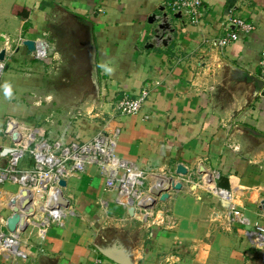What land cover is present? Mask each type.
Returning <instances> with one entry per match:
<instances>
[{
    "label": "crops",
    "instance_id": "obj_1",
    "mask_svg": "<svg viewBox=\"0 0 264 264\" xmlns=\"http://www.w3.org/2000/svg\"><path fill=\"white\" fill-rule=\"evenodd\" d=\"M171 1L0 0L3 32L40 37L46 27L54 34L65 29L62 33L69 41L59 29L55 35L61 38L58 54L64 53L65 73L70 74L67 66L86 69V50L93 46L96 91L102 100L98 106L121 128L117 154L153 167L157 177L173 174L183 182L182 189L171 190L156 204L149 223L129 218L127 210L114 203V192L103 190L97 167L90 165L63 189L71 208L63 222L35 237L26 259L0 255V264H119L97 248L117 239L123 241V251L132 253L135 264H264V247L255 248L245 237L246 229L264 227V74L259 66L264 0H203V15L196 25L170 13ZM14 4L28 7V16L15 14ZM164 13L174 32L163 30L160 43L148 48ZM232 17L253 23L255 29L219 48L214 39L236 30L229 22ZM168 36L164 45L161 41ZM14 55L6 59L5 80L0 75V93L5 97L0 101V131L9 118L29 117L30 109L22 100L41 86L38 75L14 71L19 63H34L27 50L17 48ZM236 69L249 77L246 82L242 76V81L237 79ZM254 78L263 81L260 87ZM76 85L79 91L84 89L81 83ZM142 89L148 95L138 114L122 115L112 108L117 100L136 97ZM18 93L16 102L12 97ZM68 122L43 118L37 128L45 136L49 132L51 138L70 141L88 139L103 125L97 128L84 118L71 121L74 126ZM9 145L0 132V164L6 162L2 151ZM178 165L185 166L188 174H176ZM214 169L221 172L218 184L233 191L236 208L249 226L227 224L225 204L196 184L203 170Z\"/></svg>",
    "mask_w": 264,
    "mask_h": 264
},
{
    "label": "built area",
    "instance_id": "obj_2",
    "mask_svg": "<svg viewBox=\"0 0 264 264\" xmlns=\"http://www.w3.org/2000/svg\"><path fill=\"white\" fill-rule=\"evenodd\" d=\"M203 0H173L167 3L170 10L180 14L189 24L196 25L202 18ZM236 30L228 32L222 37L214 39L219 47H225L239 39V33H250L255 25L240 17L229 19ZM35 53L30 55L34 60H47L50 56L47 48H51L48 35L45 39L36 38ZM45 46L44 58L39 56V44ZM6 59L0 61V75L6 67ZM261 75L264 74V49L259 61ZM148 95L142 89L136 97H124L117 104L115 110L122 115H136ZM105 121V120H104ZM111 121V120H110ZM11 126V127H10ZM121 128L113 121L89 139L75 138L65 141L63 138H49L35 127L9 118L5 128L0 132L10 141V152L6 155V162L0 164V184L5 182L17 185L16 191L0 190V255L2 258L26 259L27 250L33 247L29 239L35 231L37 236H44L49 226L62 223L71 208L65 205V197H58L59 183H66L71 177L87 172L90 165H95L104 179L103 190L114 192V203L124 210L129 206L134 208V216L145 222H151L154 209L159 202V192L166 189V181L177 176L167 174L157 177L153 167L142 166L139 162L121 157L117 154V140ZM29 154L32 164L28 168H19L20 159ZM221 172L219 170L203 171L196 183L206 193L225 204L223 212L227 216V224L249 226L250 222L241 211L236 208L235 195L231 189L220 186ZM186 180V179H185ZM161 182V186L154 191L151 188ZM1 186V185H0ZM54 191V193H52ZM57 191V192H56ZM171 191V190H170ZM169 191V192H170ZM35 195V200H34ZM51 195V196H50ZM40 196V200L37 197ZM101 206L105 207L101 202ZM18 209L20 222L15 231L7 229V218L12 215L14 208ZM5 213L7 215H5ZM28 232L22 237V233ZM246 239L257 249L264 247V227L255 225L245 230Z\"/></svg>",
    "mask_w": 264,
    "mask_h": 264
},
{
    "label": "rangeland",
    "instance_id": "obj_3",
    "mask_svg": "<svg viewBox=\"0 0 264 264\" xmlns=\"http://www.w3.org/2000/svg\"><path fill=\"white\" fill-rule=\"evenodd\" d=\"M168 7V6H167ZM169 8V7H168ZM167 9V8H166ZM170 9V8H169ZM168 11L172 13V9ZM54 13H50V16H52V19H54L56 16H54ZM60 32L62 33V28H58ZM58 29L56 30V33L54 34L52 29L45 28V33L41 34V36H30L31 33H23V35H16L15 32H10V29H5V32L2 31L0 28V50L5 49L7 58L10 56L14 57L16 56V50L17 48L23 49V51H26V47L22 44L23 39L25 38H31L36 39L37 38H43L45 39L46 35H50V40L53 42V45L51 48H47L48 53H50V56L47 60H34V63L30 66L17 64V67H15V70L19 75L21 74H35L38 75L40 79V87L37 91L36 89H33V93L31 97H28L27 100H22L24 104H26L31 114L28 118L20 119V122L23 124H27L30 126L38 127L39 121L43 118H50V120H57L61 119L62 121H69L68 126L72 125L70 122L74 123V120L78 121L80 118H84L87 120V123L89 125L93 124L97 128H99L102 124V128L105 126L106 123H109L108 118L105 117L108 114L106 112L101 113V107H99L100 98L96 95V93L93 91V88H95V79L97 80V76H95V73L93 76L88 78L87 83V91H75L76 84L81 83V80L79 78H76L72 75L73 67H66L68 68V73H65V69L62 71L61 67L64 64L65 57H61L64 55L58 54V49L61 48L60 37H55V35H58ZM62 29V30H61ZM15 31V29H13ZM24 31H28L30 29H23ZM68 30V29H67ZM51 34H49L50 32ZM13 34V35H9ZM48 33V34H47ZM43 35V36H42ZM64 41H69L70 37L68 35H64V33L61 34ZM52 36V37H51ZM35 37V38H32ZM222 37V36H221ZM55 38V39H54ZM71 46V41L67 43ZM66 44H62L64 46ZM9 55V56H8ZM15 62L18 63L16 60ZM6 69L3 71L2 79L5 80L6 78ZM83 86V85H82ZM32 92V90H27ZM29 92V93H30ZM28 94V92H27ZM21 94L18 93L17 96H14L12 98L15 99L16 102L19 101V96ZM36 95L37 97H35ZM33 96V97H32ZM11 98V99H12ZM5 99L4 93H0V101H3ZM122 99V98H121ZM117 100L114 103L113 109L116 108V104L121 100ZM60 103H64V105H59ZM38 107L40 110L37 112L32 107ZM97 107V108H96ZM58 109V110H57ZM116 111V110H115ZM57 112H60L61 114H58ZM50 115V116H49ZM59 117V118H58ZM107 119V120H105ZM105 120V121H104ZM40 124H42L40 122ZM37 125V126H36ZM73 124L72 126H74ZM101 130V129H100ZM121 134V131H120ZM47 136H49V132L47 133ZM89 139V138H88ZM32 164V159L29 154L24 155L22 159H20L19 162V168H28ZM0 189H5L8 191H16L17 185L13 183L5 182L3 184H0ZM64 196V193H63ZM65 197V196H64ZM155 213V212H154ZM5 215H7L5 213ZM134 216V215H133ZM153 220V217H151ZM28 232L25 231L22 233V237L27 236ZM37 237V234L34 233L32 235H29V239L31 241L34 240V238ZM2 259V258H1Z\"/></svg>",
    "mask_w": 264,
    "mask_h": 264
},
{
    "label": "water",
    "instance_id": "obj_4",
    "mask_svg": "<svg viewBox=\"0 0 264 264\" xmlns=\"http://www.w3.org/2000/svg\"><path fill=\"white\" fill-rule=\"evenodd\" d=\"M177 18L180 17V14H176L175 15ZM235 27V25H232ZM168 29L169 32H174V29L170 27V24H168L167 22V16H166V13H164L162 15V19H161V22L157 25V29L155 30V38H153V40L148 44L146 45V47L148 48H151L157 44L160 43L159 39L161 37L160 33L163 31V30H166ZM170 36H168L166 39H163L161 42L164 44V45H167V43L170 41ZM22 44L26 47V50H27V55H32L35 53V48H36V45H35V41L34 39H31V38H25L23 39L22 41ZM89 48H87L86 52L88 53L89 55V64H88V67L86 69H83V68H79L77 67L76 65H73V73L72 75L76 78H79L81 80V88H84L82 91H87V83H88V78L90 79L91 76L94 75L95 73V69L93 67V64H92V59H93V55H94V48L93 46L91 47V45L89 44L88 45ZM7 54H6V50L5 49H1L0 50V61H4L5 58H6ZM84 70L86 71L87 75H84ZM236 72L237 74H239L237 76L236 74V77L237 79H240L241 80V76L242 78L244 79L243 81L246 82L247 81V78H249L247 75H243L242 71L236 69ZM251 80H252V77H250ZM235 79V78H234ZM235 79V80H237ZM86 81V83H85ZM242 81V80H241ZM254 82H256L258 84V86L260 87L262 85V82L261 80H258L257 78H254L253 79ZM84 82V83H83ZM95 82H96V79H95ZM83 85V86H82ZM95 87L96 88H93V91L96 93V95L98 96V91L97 90V86L95 84ZM78 89V85H76V87ZM79 91V89L77 90ZM11 127V126H10ZM10 148H5L3 151H2V155H7L9 152H10ZM204 171V170H203ZM176 174H180V175H187L188 174V169L183 166V165H178L177 166V170H176ZM161 182H157L152 188H151V191H154L155 189L159 188L161 186ZM166 189L160 191L158 194H159V201H164L166 200L169 196H170V193L169 191L172 190V191H178L180 189L183 188V182L180 181V180H175L173 179L172 177L168 178V180L166 181ZM59 185L62 187V188H65L66 187V181L65 180H61ZM58 197H63V191L61 189H59V192H58ZM64 198V197H63ZM65 205L68 206L69 203L68 201L66 200L65 201ZM262 204V208L264 209V199L263 201L261 202ZM127 214L129 216H133L134 215V208L133 206H129L127 208ZM20 214L18 213V209L15 207L13 209V213L11 216H9L7 218V224H6V227L9 231L13 232L15 231L16 229V226L17 224L20 222ZM123 241L120 240V239H117L115 240V243H113V245H103V246H99L97 245V248L98 250L100 251V253L102 255H104L105 257L119 263V264H135V260L131 259L133 257L132 253L130 252H125L123 251V247H122V243ZM132 255V256H131Z\"/></svg>",
    "mask_w": 264,
    "mask_h": 264
},
{
    "label": "trees",
    "instance_id": "obj_5",
    "mask_svg": "<svg viewBox=\"0 0 264 264\" xmlns=\"http://www.w3.org/2000/svg\"><path fill=\"white\" fill-rule=\"evenodd\" d=\"M12 11L21 18H26L29 14V8L26 6H21L19 4H14L12 7Z\"/></svg>",
    "mask_w": 264,
    "mask_h": 264
},
{
    "label": "bare ground",
    "instance_id": "obj_6",
    "mask_svg": "<svg viewBox=\"0 0 264 264\" xmlns=\"http://www.w3.org/2000/svg\"><path fill=\"white\" fill-rule=\"evenodd\" d=\"M39 47H40V49H39V56L44 58V50H45V46L43 45V42H42V41L40 42ZM56 192H57V191H56ZM52 193H54V191H53ZM50 196H51V195H50ZM40 199H41L40 196H38V197H37V200H40ZM34 200H35V195H34Z\"/></svg>",
    "mask_w": 264,
    "mask_h": 264
}]
</instances>
